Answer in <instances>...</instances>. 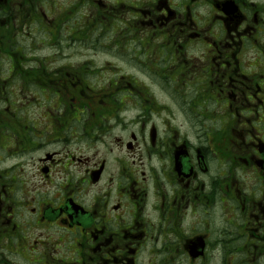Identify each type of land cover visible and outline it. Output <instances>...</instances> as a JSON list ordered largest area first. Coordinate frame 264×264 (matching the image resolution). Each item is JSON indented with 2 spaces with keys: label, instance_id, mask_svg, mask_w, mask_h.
I'll use <instances>...</instances> for the list:
<instances>
[{
  "label": "flooded vegetation",
  "instance_id": "flooded-vegetation-1",
  "mask_svg": "<svg viewBox=\"0 0 264 264\" xmlns=\"http://www.w3.org/2000/svg\"><path fill=\"white\" fill-rule=\"evenodd\" d=\"M0 264H264V0H0Z\"/></svg>",
  "mask_w": 264,
  "mask_h": 264
},
{
  "label": "rangeland",
  "instance_id": "rangeland-1",
  "mask_svg": "<svg viewBox=\"0 0 264 264\" xmlns=\"http://www.w3.org/2000/svg\"><path fill=\"white\" fill-rule=\"evenodd\" d=\"M42 54L46 55L47 51H43ZM12 85L10 86V83L5 84V82H3L2 83V87H4V88L6 87V89H5V91L3 93H5L6 91H7V93H18V90H19V93H20V84L19 83H12ZM18 85H19V87H18Z\"/></svg>",
  "mask_w": 264,
  "mask_h": 264
}]
</instances>
